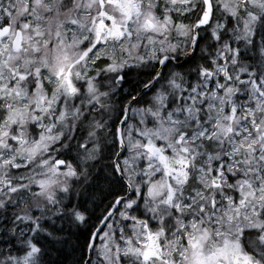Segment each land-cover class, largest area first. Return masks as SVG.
Returning a JSON list of instances; mask_svg holds the SVG:
<instances>
[{
    "label": "snow or ice",
    "instance_id": "obj_1",
    "mask_svg": "<svg viewBox=\"0 0 264 264\" xmlns=\"http://www.w3.org/2000/svg\"><path fill=\"white\" fill-rule=\"evenodd\" d=\"M0 264H264V0H0Z\"/></svg>",
    "mask_w": 264,
    "mask_h": 264
}]
</instances>
